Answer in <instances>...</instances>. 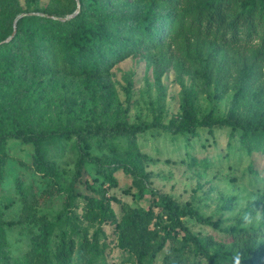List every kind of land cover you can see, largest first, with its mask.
<instances>
[{"label": "rangeland", "instance_id": "1", "mask_svg": "<svg viewBox=\"0 0 264 264\" xmlns=\"http://www.w3.org/2000/svg\"><path fill=\"white\" fill-rule=\"evenodd\" d=\"M204 1L173 0L169 4L161 0H101L114 19L121 21L159 14L163 39L148 50L105 59L98 73L33 74L10 67L19 80L11 83L0 64V92L7 90L17 102L20 119L16 123L34 130L65 132L63 150L53 157L55 168L46 174L35 170L32 142L20 137L7 139V162L0 185V231L5 235L0 264H25L24 254L40 231L35 218H54L68 211L67 187L74 184L80 157L86 159L84 178L105 194L111 214V219L102 225L97 216L93 221L86 219L82 212L87 201L84 195L94 194L75 182L80 192L76 209L80 229L90 234L99 226L105 230L102 240L107 243L111 264L136 263L128 251L116 247L114 220L121 217L122 211L121 203L113 196L134 207L147 208L152 191L166 193L182 206L190 203L200 215L219 224L213 227L197 216H183L186 229H180L179 236L188 232L204 237L211 250L221 244L239 250L256 240L264 252V152L249 150L241 140L242 127L226 123H264V24L253 37L242 36L228 43H222L218 34L189 24L176 32L166 28V16L175 18L182 9L190 21ZM228 1L232 15L241 10L246 0ZM80 6V0H0V35L13 32L18 16L38 14L64 20ZM11 11L16 17L5 16ZM255 16L264 22V11H255ZM11 38L12 34L6 40ZM186 101L199 118L213 112L225 123L185 132L180 124ZM118 123L151 127L137 134V146L131 148L126 139L108 134ZM93 133L96 135L87 137L91 147H86L83 137ZM128 166L137 171H127ZM17 178L25 193L17 191ZM59 185L62 191L48 199L41 197L44 189ZM31 202L33 207L27 212L32 217L23 219L27 215L24 206ZM245 214L251 215V222H243ZM233 227L254 229L261 236L240 241L228 233ZM169 245L154 264H162Z\"/></svg>", "mask_w": 264, "mask_h": 264}, {"label": "trees", "instance_id": "2", "mask_svg": "<svg viewBox=\"0 0 264 264\" xmlns=\"http://www.w3.org/2000/svg\"><path fill=\"white\" fill-rule=\"evenodd\" d=\"M80 1L81 8L74 17L68 16L60 20L28 14L18 17L13 30L15 35L13 32L10 33L11 39L6 40L10 34L0 35V64L4 66L2 73L11 83L19 80L10 67H18L33 74L52 72L84 76L100 72L105 59L116 58L131 51L148 50L163 39L158 27L162 17L157 13L146 14L133 22L121 21L114 19L113 13L101 0ZM161 1L172 4L173 0ZM228 9V0H205L196 14L190 17V21L186 20V12L182 9L175 18L172 15L166 16V28L176 32L185 24H189L192 28L197 27L206 33L218 34L222 43H228L242 36L253 37L264 24L261 17L255 16V11L260 13L264 11V0L252 2L246 0L241 10L232 15ZM16 15L13 11L5 13V16L10 17ZM3 85L5 84L1 86ZM18 110L17 102L11 99L8 91L0 92V185L5 174L8 138L20 137L34 144L35 170L42 174L49 173L55 168L53 157L63 150L62 139L65 132L34 130L30 126L19 125L16 123L20 119L17 115ZM182 117L180 128L185 132H193L200 126L211 127L218 122L225 123L224 120L216 118L213 112L199 118L189 101L183 105ZM6 122L13 125L6 126ZM226 123L242 127L241 140L249 150L264 152V123L229 120ZM149 127L151 124L118 123L108 134L113 138L126 139L129 146L134 148L137 146V134ZM95 135L96 133H93L83 137L86 147H91L89 139ZM85 162V157H80L76 161L74 184L67 187L68 211L66 213L61 211L54 218L47 215L35 218L40 231L33 236L32 244L24 254L25 264H111L107 256V243L102 240V233L105 230L99 226L90 234L80 229V216L76 212L80 192L75 182L84 184L86 189L94 194L84 195L87 201L82 207L83 216L90 221L97 216L100 225L111 219L110 203L105 194H100L99 189L84 178L87 172ZM126 169L130 172L137 171L131 166ZM108 178L113 179L110 174ZM16 181L17 191L25 193L21 180L17 178ZM62 190V185L46 188L41 197L48 199ZM114 197L113 200L121 203L122 211L121 217L114 220L116 247L128 251L135 258V264H154L168 244L170 245L163 256L162 264H234L236 254L240 255L241 264H264V252L257 247L256 240L245 243L239 250L223 244L211 250L208 248L209 242L204 237L188 232L179 236V230L186 229L181 220L183 216H197L201 222L211 224L213 227L219 226L217 222L200 215L190 203L182 206L170 195L158 191H152L151 202L147 208L134 207ZM32 202L25 204L26 212L29 207H33ZM26 214L23 219L32 217L29 212ZM228 233L240 241H249L261 236L259 231L248 228L233 227ZM4 245L5 235L0 231V247Z\"/></svg>", "mask_w": 264, "mask_h": 264}, {"label": "clouds", "instance_id": "3", "mask_svg": "<svg viewBox=\"0 0 264 264\" xmlns=\"http://www.w3.org/2000/svg\"><path fill=\"white\" fill-rule=\"evenodd\" d=\"M241 219L243 220L244 223H249L251 222V215L245 214L244 216H242ZM234 264H241V257L239 254H236V256L234 257Z\"/></svg>", "mask_w": 264, "mask_h": 264}, {"label": "water", "instance_id": "4", "mask_svg": "<svg viewBox=\"0 0 264 264\" xmlns=\"http://www.w3.org/2000/svg\"><path fill=\"white\" fill-rule=\"evenodd\" d=\"M78 12V10H76L73 14H71L69 17H71V16H73L75 13H77ZM19 17V16H18ZM18 17L16 18V20H15V26H16V21H17V19H18ZM66 18H68V17H64L63 19H66ZM15 33V31L13 32V34Z\"/></svg>", "mask_w": 264, "mask_h": 264}]
</instances>
